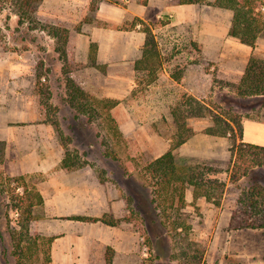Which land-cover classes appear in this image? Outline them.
Masks as SVG:
<instances>
[{
	"label": "rangeland",
	"instance_id": "374dc122",
	"mask_svg": "<svg viewBox=\"0 0 264 264\" xmlns=\"http://www.w3.org/2000/svg\"><path fill=\"white\" fill-rule=\"evenodd\" d=\"M109 1L127 5L125 0ZM127 1L132 4V8L148 3V0ZM212 1L206 0L201 4L208 5L207 3ZM15 11L13 0H0V49L29 56L32 65L28 71L17 74L18 78L11 87L14 92H7L6 83L0 86V100L4 99L3 93L6 97L13 96L18 100L14 102V108L10 107L11 111H20L18 109L22 107L21 103L26 105V116H19V112H15L16 116L10 117L9 121L17 127L18 136L23 140L25 134L31 133L38 123L46 122L50 128L49 140L59 143L64 151V146L67 145L69 152L78 155L83 162L81 169L67 172L68 177H79V174L85 171L90 177H101L119 189L122 198L129 205L125 215L127 221L122 226L129 232L136 233L141 256L138 263L264 264V228L240 230L229 228L231 214L238 207L241 193L246 191L251 183H258L264 187V166L249 170L244 177H242L244 170L240 171L237 175L241 178L231 181L233 159L221 163L206 162L198 157L192 158L193 147L190 145L186 150L177 151V156L189 157L194 162H205L213 170L211 177L225 183L224 188L215 190L214 194L220 204L216 206L204 197L193 199L192 188H189L186 190L187 206L184 209L177 210V206L174 205L171 210L168 208L169 205H166L155 210L151 203L153 179L147 176L145 167L162 153L163 142L174 137L176 129L172 125L168 110L177 102L183 101L187 94L180 96L181 91L175 90V86H165V93L172 92L174 96L167 100V94L166 99L153 102L152 91L150 92L147 87L148 77L136 74V85L124 105L141 113L137 124L142 127H137L135 133L120 136L113 131L104 114L89 120L88 115L79 113L70 106L65 78L72 77L73 67H66L65 75L62 67H55L50 56L42 53L47 44H51L48 37L51 36L50 27L56 25L46 21L39 12L34 16V20L18 26ZM171 19L165 14L159 18L154 15L144 21V24L151 26L158 37L157 41L164 53L163 64L172 75H182L187 68L199 62V55L194 53L197 47L188 37L192 30L184 27L178 31L177 27L166 26ZM137 22L138 18L129 13L128 20L121 29H136ZM138 27L142 29L143 26ZM60 45V41L56 40V47ZM256 47L258 48L252 56L264 62V34L258 39ZM43 57L47 58L48 64L44 62ZM67 63L70 64L68 61ZM205 69L211 74L208 77L211 84L209 81L207 94L199 104H194L197 110L187 119L193 134L195 132H198V135L206 134V128L214 124L216 117H221L225 122L231 121L232 118L243 121L247 118L264 117L262 113L264 94L242 97L238 94L241 81L239 75L223 77L212 62L205 64ZM177 94L179 98H174ZM2 105L4 103L1 102L0 106ZM124 109L116 108L118 118ZM101 111L99 109V113ZM155 112L162 113V117L157 118ZM60 132L62 137L59 136ZM36 138L39 139L37 134ZM227 138L231 146L236 145L235 134L227 135ZM154 139H159V145ZM196 143L198 142H194ZM199 144L200 146L207 144V140ZM4 154L5 151L0 152V264H20L12 254L14 250L12 233L21 230L24 215L21 209L14 206L12 199L16 193H23V187L16 189L17 183L10 182L8 177L24 176L25 183L30 189L35 190L42 177H59L62 174L59 173L60 169H55L49 173L12 175L7 171ZM85 175L87 177V174ZM177 216L185 219L186 224L190 226L187 233L172 229V221ZM30 237L34 239L35 235L32 234ZM28 242L29 240L23 243L29 245L31 251L22 258V264H47V246L43 241L38 240L35 247Z\"/></svg>",
	"mask_w": 264,
	"mask_h": 264
},
{
	"label": "crops",
	"instance_id": "0c3cea01",
	"mask_svg": "<svg viewBox=\"0 0 264 264\" xmlns=\"http://www.w3.org/2000/svg\"><path fill=\"white\" fill-rule=\"evenodd\" d=\"M125 1L127 5L99 0L97 9L93 12L92 0H43L38 10L40 16L50 24L68 29L65 55L70 64H77V67L72 68L73 80L95 97L116 102L111 114L122 136L142 127L137 124L141 113L126 107L124 102L136 85V74L148 77L146 71L135 68L136 61L142 57L146 40L145 33L138 27L140 24H136V29H121L128 20L129 13L141 21H147L154 15L157 18L162 14L169 15L172 19L166 26L177 27L178 31L184 27L191 29L188 37L197 47L194 50L190 46L199 55V62L187 68L182 75H172L166 65L162 64L156 79L149 81L147 85L152 91L153 102L166 99L167 94V100L174 96L172 92L165 93V86H175V90L182 92L178 93L180 96L187 94L186 96H194L201 101L207 94L209 81L211 84V79L208 78L211 74L207 73L205 64L214 63L223 77L239 75L241 79L250 57L258 48L256 44L254 47L242 44L229 35L232 18L230 10L205 4H178L169 0H148L146 5L132 8V4ZM48 37L51 44H47L42 53L50 56L55 67L61 68L63 62L56 51L57 39ZM156 39L158 40L157 36ZM161 53L164 54L162 50ZM43 58L48 64L47 58ZM31 65L29 56L0 49V86L6 83L7 92H14L11 87L18 78L17 74L28 71ZM173 76H179V79L175 80ZM178 94L174 98H179ZM3 97L0 100V103H4L0 106V140L5 141L7 171L12 175H25L60 169L59 173L62 174L59 177H42L36 184L42 203L35 207V217L30 223L31 232L53 238L49 249L50 264H106L108 249L114 253L112 264H139L141 256L136 233L129 232L122 226L124 222L108 225L100 220L74 219L78 216L101 218L105 214L115 219L125 218L127 206L119 189L101 177H90L85 171L79 177H68L69 174L61 168L64 148L49 140L50 128L46 122L38 123L31 131L32 135L30 132L26 133L23 140L18 136L17 127L9 120L16 116L15 112H19V116H26V105L21 103L22 107L18 109L20 111H11L10 107L14 108L18 100L13 96L6 97L5 93ZM118 107H126L119 118L116 110ZM171 111L169 108L168 114L175 127ZM262 113L264 114V110ZM155 114L157 118L162 117L160 112ZM242 125L243 142L264 146V117L244 119ZM206 140L207 144H202L205 146L201 147L199 143ZM154 142L158 145L160 143L159 139ZM171 142L172 138L165 140L162 145L164 150L154 159L167 152ZM190 145L193 147L192 158L221 163L231 158L232 146L227 136H212L207 133L198 135L195 132L175 150V154L182 149L186 150Z\"/></svg>",
	"mask_w": 264,
	"mask_h": 264
},
{
	"label": "trees",
	"instance_id": "16d2710c",
	"mask_svg": "<svg viewBox=\"0 0 264 264\" xmlns=\"http://www.w3.org/2000/svg\"><path fill=\"white\" fill-rule=\"evenodd\" d=\"M43 0H13L16 8L15 14L18 17V26L23 25L26 21L34 20V16L38 13L39 7ZM206 0H176L178 4H201ZM99 0H92L91 11L97 9ZM208 5L230 10L232 12L231 24L229 27V35L237 38L242 44L254 47L258 38L264 34V0H213ZM136 24H140L142 31L146 35L145 45L142 57L136 61L135 68L140 71H146L149 81H153L157 77V71L162 66V53L156 36L151 26L144 24V21L138 19ZM165 24V23H164ZM36 28V27H35ZM68 29L64 27H50V35L60 41V46L56 47L59 52V58L63 61V74L67 75L66 67H77L68 64L65 55V48L68 42ZM67 64V65H66ZM175 80L179 76H173ZM66 87L69 90V104L73 109H77L79 113L86 114L89 120L95 116L104 114L109 121V125L116 134L122 136L118 129L116 120L111 114V110L115 107L116 102L109 99H98L94 95L87 92L79 86L72 77H66ZM238 94L242 97L264 94V62L251 56L245 72L241 78L238 88ZM200 101L194 96H186L183 101L177 102L172 108L173 123L176 132L172 138L171 147L160 157L148 163L145 167L148 177L153 179V190L151 191V203L155 210L160 207L169 205V209L173 210L174 205L177 210H182L187 206L185 192L192 188L193 199L204 197L207 201L218 206L220 202L215 197V190H222L225 183L216 177H211L213 170L206 165L205 162H194V160L186 157H177L175 150L184 144L192 135L193 129L187 124V119L194 112ZM101 109V113H99ZM79 116H76L78 119ZM206 133L212 136L236 135V145L230 149L233 168L231 173V181L239 180L237 174L242 173V177L249 173L253 168H262L264 166V146H259L242 141L243 125L239 118H232L231 121H223L221 117L214 119V124L206 128ZM62 137V133H59ZM235 141V138H234ZM64 156L61 162V168L66 172H73L83 167L78 155H72L64 146ZM5 141L0 140V152L4 153ZM3 155V154H2ZM230 160V161H231ZM10 182L17 183L16 189L23 187V193H16L12 201L16 208L21 209L24 215V222L20 231L12 233L14 241V250L12 254L16 260L22 264V258L27 252L31 251L28 244L36 246L38 240L43 241L47 246L46 261L50 264V244L53 238L42 237L39 233L30 231V223L33 219V211L35 207L42 203L39 192L30 189L25 183L24 176L8 177ZM127 209H128V202ZM166 214V213H165ZM179 215V214H178ZM74 219L84 221L100 220L108 225H116L119 222H126L123 219H115L110 215H103L101 218L74 217ZM229 228L232 230L240 229H258L264 228V187L258 183H251L246 191H243L238 199V207L232 212L229 222ZM172 229L175 231L183 230L186 233L190 230V226L186 224L185 219L175 217L172 221ZM35 235L32 239L30 235ZM113 251L107 250L106 264L113 263Z\"/></svg>",
	"mask_w": 264,
	"mask_h": 264
}]
</instances>
